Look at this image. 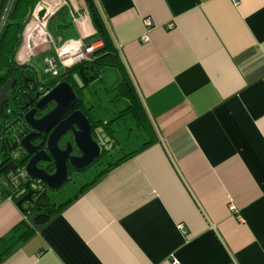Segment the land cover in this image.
Returning <instances> with one entry per match:
<instances>
[{"label":"crops","instance_id":"crops-1","mask_svg":"<svg viewBox=\"0 0 264 264\" xmlns=\"http://www.w3.org/2000/svg\"><path fill=\"white\" fill-rule=\"evenodd\" d=\"M48 1L42 54L94 38L86 0ZM94 2L152 144L0 264H264V0ZM25 221L0 204V250Z\"/></svg>","mask_w":264,"mask_h":264},{"label":"trees","instance_id":"trees-1","mask_svg":"<svg viewBox=\"0 0 264 264\" xmlns=\"http://www.w3.org/2000/svg\"><path fill=\"white\" fill-rule=\"evenodd\" d=\"M41 0H15L13 7L9 13L5 26L0 31V93L8 86L13 77L16 78V84L9 96L13 99L15 110L20 111L25 104L26 99L19 98L18 94L24 88L25 79L33 76V78L41 80L40 75L33 71L29 65L22 64L18 58L19 52L25 42V32L30 23L32 14ZM9 0H0V20L3 12L7 7ZM89 11L92 15V21L96 34L102 40L104 46L99 49L91 62L78 64L72 69L66 71L62 76L54 77L51 87H55L63 82L68 83L75 90L77 89L79 107L83 114L88 118L93 128V139L98 141L100 135H104L107 140L106 144L101 145V155L99 160L91 167V170L96 172L95 178L86 184L82 191L96 184L100 179L104 178L112 170L119 167L124 162L133 159L136 155L143 152L149 145L152 144V137L149 135V119L145 112V108L133 84V81L122 61L118 49L112 39V36L98 10L94 0H86ZM106 68L114 69L119 75V84L114 89L117 92V97L125 100L128 103L127 108L121 112V116L113 121L105 122L97 120L94 115V107L85 102V89L96 80L102 78V73ZM20 80V81H19ZM38 81V82H39ZM83 85L80 87V85ZM8 103L5 104L6 109ZM8 112V111H7ZM129 117L134 121L135 125L145 133L146 141L136 150L120 148V145L115 142V122H118L125 117ZM0 122V132L3 130ZM147 134V135H146ZM108 137V138H107ZM2 148V147H1ZM0 148V150H1ZM12 162V161H11ZM10 162L2 156L0 151V204L9 200L17 203L26 193V182H16V175L24 170L25 164L18 165V170L14 173L6 166ZM90 170V171H91ZM62 189L57 193H61ZM82 192H80L81 194ZM76 198L66 201L61 205L55 204L48 197L41 198L38 205H28L25 207V215L28 222H24V229L19 235H14L11 239L4 242V248L0 250V263L18 244L26 242L35 236V228L38 226L47 225L50 219L60 215L75 199L79 197V192L76 193ZM30 219L33 221L31 222Z\"/></svg>","mask_w":264,"mask_h":264},{"label":"water","instance_id":"water-1","mask_svg":"<svg viewBox=\"0 0 264 264\" xmlns=\"http://www.w3.org/2000/svg\"><path fill=\"white\" fill-rule=\"evenodd\" d=\"M16 84V78L13 77L11 82L0 93V116L6 103H8V95ZM50 103H55L56 107L49 114L40 120L35 118V110L27 113L25 117V125L35 131L31 133L22 142V147L28 153L30 161L25 165L24 170L28 175V181L25 183L26 190L29 193L20 199L16 205L19 210L25 213V205H38L41 198L48 197L51 200L47 190L43 191L39 198L34 201L32 196L40 194L32 189V186L42 184L51 192H57L62 186L69 181L68 165L70 162L72 168L77 172H83L96 159L100 157L101 147L93 139V128L88 118L81 111L73 112L67 119L63 120L65 115L71 112L76 107L77 96L68 83H61L53 88L48 94L38 103L36 109H43ZM30 107L28 105L24 110ZM55 127V128H54ZM54 130L51 132V130ZM71 131L75 137V144L79 148L82 157H71L70 146L67 150L62 151L59 148V141L66 133ZM44 137V138H43ZM44 139L46 150L40 151L41 146H33L35 140ZM43 145V144H42ZM53 160L55 170L49 174L45 169L40 168L38 163L43 161ZM6 168H10L12 172H16L17 164L12 161ZM54 218H51L53 221ZM33 221L32 219L30 220ZM44 227H36L37 232H41Z\"/></svg>","mask_w":264,"mask_h":264},{"label":"rangeland","instance_id":"rangeland-1","mask_svg":"<svg viewBox=\"0 0 264 264\" xmlns=\"http://www.w3.org/2000/svg\"><path fill=\"white\" fill-rule=\"evenodd\" d=\"M50 32L53 34V30ZM64 43L60 44L62 47ZM49 54H41L38 57H35L29 62V66L33 71H36L41 80L44 82H48L54 79L52 74L47 73V61L57 60V57ZM20 55V52H19ZM18 55V58H19ZM23 64V63H22ZM57 69L60 72V76H62L66 71L62 69L61 65L58 63ZM119 84V75L112 68H106V70L102 73V78L94 81L89 88H86L85 91V102L94 107V115L97 120H103L105 122L113 121L114 119L121 116V112H123L128 103L125 100H121L117 97V92L114 89ZM11 97V96H10ZM10 98L6 111H14V105ZM115 130V142L120 145V148L126 149V152L129 150H136L143 143H145V133L138 128L134 121H132L128 116L124 119L115 122L113 126ZM108 138V137H107ZM100 144H106L104 142L103 136H99L97 138ZM96 172L91 170L87 173H81L79 175H75L72 177V181L68 184V186H64L62 192L59 194H54L51 197L55 204L61 205L66 202L69 198L73 197L75 193L81 190V188L86 185V183L90 182L95 178ZM92 179V180H91Z\"/></svg>","mask_w":264,"mask_h":264},{"label":"flooded vegetation","instance_id":"flooded-vegetation-1","mask_svg":"<svg viewBox=\"0 0 264 264\" xmlns=\"http://www.w3.org/2000/svg\"><path fill=\"white\" fill-rule=\"evenodd\" d=\"M38 81L39 80L33 78L32 75L26 78L24 88H22L18 96L19 98L26 99L27 102H25V104L21 107L20 111L16 110V111L7 112L6 109H4L2 115L0 116V122L2 124L1 126L3 127V130L0 132V148L2 147L0 151L2 152V156H5L6 160H8L9 162L14 161L17 164V167L18 165H21V164L26 165L31 159L28 157V153L22 147L23 140L27 138L31 133H35L33 129L25 125V117L27 113H29L32 110H35V118L37 120H40L43 117H45L47 114H49L52 110H54L56 107L55 103H50L43 109H36L38 103L41 102V100L48 94V92L58 86V85L55 87L50 86V83H52L53 80L48 81V82H44V81L38 82ZM82 86L83 85L81 84L80 87ZM74 91L77 96L76 107L71 112H69L67 115H65L63 120L67 119L73 112L81 111L79 107V100H78L79 95L77 93L78 90L75 89ZM10 98L11 97L9 96L8 103H9ZM28 105H30V107L27 110H24ZM54 128L51 130V132L54 130ZM32 144L33 146H41L40 151L46 150V144L44 143V139L42 140L37 139L33 141ZM68 146H70L71 157L73 158L82 157V154L79 148L75 144V137L71 131H69L63 137H61L59 141V148L62 151L67 150ZM99 158L96 159L95 162L91 164L83 172L75 171L72 168L71 163L68 162L67 165H68L69 181L64 186L66 185L68 186V184L72 181V177L75 176L76 174L79 175L81 173L89 172L91 170V167L99 160ZM38 166L40 168L45 169L47 172H49V174L54 173L55 166H54L53 160L46 161V162L41 161L38 163ZM64 186H62L57 192H51L47 189L46 186L42 184H39V185L35 184L32 186V189L35 190V192H39L40 194L33 195L32 199L36 201L41 195V193L45 190H47V193L50 196L57 194L61 189H63ZM25 192L26 193L22 196V198L25 197L29 193V191L27 190H25ZM28 205L30 204H26L25 207H27Z\"/></svg>","mask_w":264,"mask_h":264},{"label":"built area","instance_id":"built-area-1","mask_svg":"<svg viewBox=\"0 0 264 264\" xmlns=\"http://www.w3.org/2000/svg\"><path fill=\"white\" fill-rule=\"evenodd\" d=\"M15 0H9L7 7L3 12L0 20V31L5 26L9 13L13 7ZM61 2V0H59ZM53 3L47 0H41L36 6L30 23L25 32V42L20 50L19 60L23 64L29 63L38 55L50 51L52 49L53 41L49 35L47 28L53 15L55 14ZM63 5V3H61ZM149 23V22H147ZM104 46L100 37L96 34L93 39L88 41L72 39L64 43V45L57 49V60L49 62L47 73L52 74L53 77L60 75L57 69L58 63L62 69L68 71L78 64L91 62L94 59L95 53ZM16 182H26L28 175L25 170L19 172L16 177ZM234 210V208H233ZM184 231V227L181 226Z\"/></svg>","mask_w":264,"mask_h":264}]
</instances>
